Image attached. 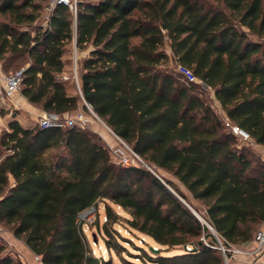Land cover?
Instances as JSON below:
<instances>
[{"label": "trees", "instance_id": "16d2710c", "mask_svg": "<svg viewBox=\"0 0 264 264\" xmlns=\"http://www.w3.org/2000/svg\"><path fill=\"white\" fill-rule=\"evenodd\" d=\"M48 5L0 0V61L30 59L22 94L62 116L90 114L88 104L147 164L203 203L214 232L170 190L186 198L172 180L115 162L101 133L16 119L0 133V225L43 264H109L91 255L78 221L103 202L105 242L126 264H226L217 237L243 247L263 230L264 158L228 131L170 60L192 70L226 117L264 148V0H77L75 10L56 4L38 24ZM75 39L88 52L78 62L79 92L63 78ZM112 204L157 252L149 245L123 256L122 217ZM174 249L181 252L168 254ZM0 264L23 263L0 245Z\"/></svg>", "mask_w": 264, "mask_h": 264}, {"label": "rangeland", "instance_id": "374dc122", "mask_svg": "<svg viewBox=\"0 0 264 264\" xmlns=\"http://www.w3.org/2000/svg\"><path fill=\"white\" fill-rule=\"evenodd\" d=\"M51 0H49V5L43 10V15L41 19L38 21V24H46V20L49 18L51 13L50 7ZM0 19H5V17H1ZM167 47V44H166ZM170 54V50L168 51ZM87 51H79L75 44V41L68 46V50L66 53V60L68 61L67 71L65 72L63 78L66 81H69V88L71 92L78 91L80 89L79 86V69H78V62L81 61L82 58L86 56ZM30 62V59L27 57L21 56H13L8 58L7 60H2L0 63L2 64L3 70L6 73L13 72L20 68H25ZM176 63L170 60V67L172 70H175ZM197 89L199 90L200 95L212 105L213 110L218 113L223 120L226 119V114L221 108L219 101L216 99L214 95V91L207 87L205 84L201 82H197ZM19 95L22 94V90L18 93ZM19 104V103H18ZM40 108V107H39ZM44 113L40 108L39 112L36 114H31L28 111L23 112L20 109L19 105L12 106L11 109L7 108H0V133L8 126V121L12 120L16 117L20 118L22 122L25 123H32L34 125L38 124L39 117ZM102 120V119H101ZM103 121V120H102ZM97 118H93L92 121V129L96 132H100L104 134L106 137L107 135L110 136V133L104 123H102ZM111 139V137H109ZM112 140V139H111ZM113 142V141H112ZM242 145L248 147L252 152L256 154V156H260L264 158V149L257 147L255 144H252L249 141H242ZM148 169H150L153 173L157 175H162L165 178H168L174 182L175 187L181 191L183 194L186 195V198H183L175 189H172L182 197L198 214L202 217V212H204V206L201 201L195 200L189 191L185 188V186L179 182L177 178H175L171 173L166 170L160 169L159 172L149 164L144 165ZM114 210L121 216V224L116 225L119 234V240L121 244L125 247V251H123V256L127 258H132L134 254H138V248H146L148 249L149 245H153L155 247H159V245L150 237H145L144 234L132 229L126 218L129 217V214L123 210L121 207L112 204ZM200 209L201 212L198 210ZM204 218V217H203ZM205 219V218H204ZM107 220L106 208L103 202H100L98 206V211L96 212L94 221L89 224V226L85 227L86 236L89 242L90 253L92 256L100 259V260H108L109 264H126L124 260H122L121 256L116 253L115 251L109 250L106 242H105V233L103 231V224ZM3 230L5 231V235H12L10 234L11 231L5 227L3 224L1 225ZM264 229V227H263ZM11 241V240H10ZM21 241V240H20ZM23 243V241H21ZM220 243L218 244V249L222 252L223 250L220 248ZM15 249V248H14ZM230 256L224 254L225 260L227 257L228 264H260L264 261V243L260 244V240L255 238L253 242L247 244L243 247L231 246L230 247ZM181 252V249H174L168 254H175ZM132 260V259H131ZM133 261L140 262L138 259H133ZM103 264V263H102Z\"/></svg>", "mask_w": 264, "mask_h": 264}, {"label": "built area", "instance_id": "2783aa9c", "mask_svg": "<svg viewBox=\"0 0 264 264\" xmlns=\"http://www.w3.org/2000/svg\"><path fill=\"white\" fill-rule=\"evenodd\" d=\"M66 4L72 7L74 10L76 8L77 0H51L50 7H54L56 4ZM25 68H20L10 73H6L0 70V108L11 109L12 106H17L13 101L14 96L22 90V83L24 79ZM175 70L182 75L183 79L187 83H193L197 85V82L203 83L192 70L182 66L181 64H176ZM204 84V83H203ZM90 111V114L85 113L83 110H78L74 114L70 115H60L54 112H46L39 117L38 125L42 127H59L67 128L74 125H79L84 128L92 129L93 118H97L100 121L101 118L91 109V107L86 104ZM106 128L108 129L112 141L109 139L108 142L112 157L115 162L124 165H147L143 158L134 151L132 146L123 138L119 137L104 121H102ZM224 124L228 131L239 137L242 141H249L255 144L257 147L264 149L259 144L255 143L248 132L234 124L229 118L226 117ZM98 211V206H91L90 208L82 211L78 215V221L83 224V229L89 226L94 221L96 212ZM5 231L0 225V245H5L7 252L11 254L13 258L19 259L23 264H43L42 257L35 253H24L23 251H18L14 249L11 241L6 237ZM221 245V249L226 254L230 251L223 245L219 237H217ZM257 238L260 240V244L264 243V229L258 232ZM227 259V257H226Z\"/></svg>", "mask_w": 264, "mask_h": 264}, {"label": "crops", "instance_id": "0c3cea01", "mask_svg": "<svg viewBox=\"0 0 264 264\" xmlns=\"http://www.w3.org/2000/svg\"><path fill=\"white\" fill-rule=\"evenodd\" d=\"M0 70H2V71H4L3 70V67H2V64L0 63ZM13 101L15 102V104L16 105H19V107H20V109H22L23 110V112H25V111H28L29 113H31V114H36V113H38L39 112V110H40V108L39 107H37L36 105H34V104H32L31 102H29L28 101V99L23 95V94H21V95H19L18 93L14 96V98H13ZM19 103V104H18ZM42 111H44V110H42ZM14 119H16V120H18L23 126H25V127H32V126H34V124H32V123H23L22 122V120H20V118H18V117H16V118H14ZM9 122H10V120L8 121V123L7 124H9ZM100 133V132H99ZM102 134V133H101ZM102 135H104V134H102ZM105 136V135H104ZM106 137V136H105ZM109 137H111V136H108L107 135V139H109L110 141H112ZM11 235H12V238L10 237V239H9V236L10 235H8V236H6L9 240H11V243L13 244V246H14V248L16 249V250H18V251H23L24 253H32L31 251H30V249L28 248V246L23 242H21L20 240H18L17 238H15L14 237V235L12 234V233H10Z\"/></svg>", "mask_w": 264, "mask_h": 264}, {"label": "water", "instance_id": "95a60500", "mask_svg": "<svg viewBox=\"0 0 264 264\" xmlns=\"http://www.w3.org/2000/svg\"><path fill=\"white\" fill-rule=\"evenodd\" d=\"M75 32L77 34V25L75 26ZM77 43V40L75 39V44ZM164 183L166 184V182L164 181ZM167 185V184H166ZM168 186V185H167ZM170 188V190L176 195L178 196L192 211L193 213L204 223H206V225L212 230V232H214L213 227L200 215L198 214L182 197H180L170 186H168ZM185 248H187V246H185ZM150 249L154 252L158 251V248L155 246H151ZM188 249V248H187ZM226 264H228L227 259H226Z\"/></svg>", "mask_w": 264, "mask_h": 264}]
</instances>
